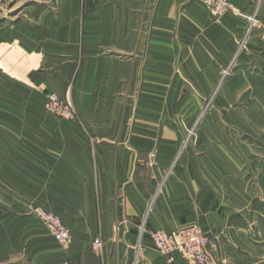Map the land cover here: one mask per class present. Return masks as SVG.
<instances>
[{"label": "crops", "instance_id": "1", "mask_svg": "<svg viewBox=\"0 0 264 264\" xmlns=\"http://www.w3.org/2000/svg\"><path fill=\"white\" fill-rule=\"evenodd\" d=\"M184 225L264 264V0H0V264H194Z\"/></svg>", "mask_w": 264, "mask_h": 264}, {"label": "built area", "instance_id": "2", "mask_svg": "<svg viewBox=\"0 0 264 264\" xmlns=\"http://www.w3.org/2000/svg\"><path fill=\"white\" fill-rule=\"evenodd\" d=\"M210 17L217 19L226 14L231 8V0H199ZM48 108L59 118L73 120L75 110L69 93L59 96L55 93L48 94ZM40 218L51 233L59 246H65L70 241V231L56 215L42 211ZM141 232L144 225L140 227ZM151 246L164 255L167 261H172V254L181 253L185 258L194 264H214L210 257L209 249L213 244L211 237L205 235L199 228L193 225H184L173 232L152 230L148 232ZM97 248L102 243H96Z\"/></svg>", "mask_w": 264, "mask_h": 264}, {"label": "rangeland", "instance_id": "3", "mask_svg": "<svg viewBox=\"0 0 264 264\" xmlns=\"http://www.w3.org/2000/svg\"><path fill=\"white\" fill-rule=\"evenodd\" d=\"M69 86H70V84H69ZM69 88V90H70V87H68ZM69 90H68V92L67 93H69ZM49 93H55V92H49ZM49 93H47L46 95H47V99H46V101L44 102V107L46 108V110H48L51 114H53L54 115V113H52L50 110H49V108H48V94ZM55 94H57V93H55ZM69 95H70V93H69ZM74 106V105H73ZM207 107V104L205 105V108ZM74 110H75V107H74ZM202 113V112H201ZM201 113H200V118H201ZM56 116V115H55ZM57 117V116H56ZM59 118V117H58ZM200 118H199V120H200ZM59 119H62V120H65V119H63V118H59ZM69 121V120H68ZM154 249V248H153ZM211 257V256H210ZM211 259H212V257H211Z\"/></svg>", "mask_w": 264, "mask_h": 264}]
</instances>
